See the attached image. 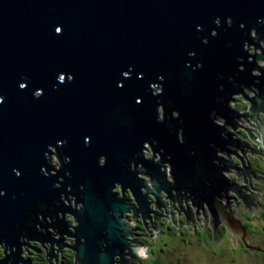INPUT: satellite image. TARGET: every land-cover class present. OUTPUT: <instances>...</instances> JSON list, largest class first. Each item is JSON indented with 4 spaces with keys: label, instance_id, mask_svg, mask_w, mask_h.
<instances>
[{
    "label": "water",
    "instance_id": "water-1",
    "mask_svg": "<svg viewBox=\"0 0 264 264\" xmlns=\"http://www.w3.org/2000/svg\"><path fill=\"white\" fill-rule=\"evenodd\" d=\"M263 35L264 0H0V245L5 246L0 264L9 258L10 264H30L20 258V245L29 244L19 243V236L49 242L50 255L53 242L56 253L70 248L73 264H132L138 261L132 252L145 253L128 245L130 227L123 219L128 209L133 219L141 213L146 232L144 218L152 226L148 214L153 213L156 233V215L175 224L172 210L183 211L186 223H197L202 233L209 223L215 242L217 225L227 218L235 244L239 237L248 247L246 231L233 219L228 202L234 198L227 194L242 198L241 204L234 199L235 209L244 207L253 216L259 215L261 192L252 188L249 172L222 153L246 151L242 147L255 152L225 128L236 129L234 118L241 116L258 121L253 126L259 135L256 151L264 155V46L258 42ZM241 84L253 85L255 93L246 96ZM239 92L249 101L242 114L229 107ZM145 142L158 159L143 158ZM53 149L58 170L48 163ZM131 162L134 169L141 163L145 173L131 171ZM164 163L170 164L173 183L165 179ZM230 169L242 176V186L225 175ZM137 173L149 175L151 185ZM116 183L120 196L113 191ZM126 188L138 208L125 202ZM160 190L171 207L159 200ZM67 194L80 206H72ZM147 194L154 195L155 208L163 207L164 215L148 208ZM220 197L226 198L224 207ZM182 198L197 207L195 214L182 208ZM198 208L203 220H197ZM65 212L74 224L66 222ZM46 216L56 220L47 223ZM36 224L46 234L37 232ZM47 228L57 229L61 238L54 240ZM62 234L73 237V243L64 244Z\"/></svg>",
    "mask_w": 264,
    "mask_h": 264
},
{
    "label": "flooded vegetation",
    "instance_id": "flooded-vegetation-1",
    "mask_svg": "<svg viewBox=\"0 0 264 264\" xmlns=\"http://www.w3.org/2000/svg\"><path fill=\"white\" fill-rule=\"evenodd\" d=\"M251 34V38L256 39V34L253 30ZM264 40V35H263ZM263 40L258 41L264 46ZM245 49H247V45L244 46ZM253 47L252 45L248 46V52H251ZM256 71H252L251 74L256 75ZM257 81L256 79L254 82ZM240 88H242V92L246 96H252L256 89L253 85H249V89L244 87V85H240ZM158 89V88H157ZM159 90V89H158ZM249 104L248 99L244 98L243 95L239 92L238 94H234L231 96V100L229 101V107L231 110H234L240 114L246 112L247 106ZM261 118L264 119V115L260 114ZM158 116L159 119H163V110L159 106L158 107ZM172 116H177L176 111H172ZM217 122H221L224 119L220 117H215ZM235 122L238 124L236 126V129L233 130V128L227 124L225 128L229 131H231L233 134L235 133V136L233 135V139L239 140L240 143L246 142L251 148L255 150V152H251L250 149H246V147H242L241 149L234 148V151L229 152H223L222 156L226 159L228 162L235 163L236 165L240 166V168L246 170L249 172L250 175V182L253 189L258 190L261 192V198L259 195H257V205L261 207L259 215L253 214L251 216L250 212L244 208V207H236V204L233 202L234 199L237 201V204L242 203V198H239L236 194L231 193L230 195L227 194V196H232L234 199H229V205L233 212V219L240 221V226L244 228L246 231L249 246L246 247L244 245V242L241 240V238L237 237V245L234 242L233 237L227 232V228L225 223H227V218H221V221H224L225 223H219L217 225V235L219 237V242H215L213 238V232L212 227L209 223H207L205 231L202 233V231L199 229L197 223L192 224V221H189V224L186 223V217L183 211H180V215H178L177 210H172L173 222L175 224H172V221L169 220L166 216H158L156 215L157 219H159L160 224V232L156 233L153 230L154 227V218L153 213H149L148 217L150 218V221L152 223H149V219L144 218V222L147 226V232L145 225L143 224V220L141 217V213H137V218L133 219V212L132 209H128L129 212H123V219L124 223L127 224L130 227V233L126 236V238L129 240L128 245L129 246H137L141 247L144 250L145 255L143 257L139 256L136 251L132 252V258H135L138 261H133L132 264H195L196 262H202L203 264H217L216 259L217 258H225L227 264H264V155H261L256 150L260 149V145L256 143V139L259 138V135L256 134V128L253 126H256L255 121H250L249 117H246V120L239 116V120L237 118H234ZM252 125H250L248 122ZM148 145V147L146 146ZM146 150L147 152H151L147 156H145L143 153L144 159H152L153 157V151L149 143L145 142L143 146V151ZM51 153L49 155L50 160L48 161L49 164L53 166V168L58 170L60 166L59 159L56 154V150H51ZM57 157L56 163L54 162L55 158ZM153 160L158 159L159 155L157 152H154ZM58 162V163H57ZM166 170V181L173 183V175H171L169 172H171L170 164L164 163L162 165ZM160 167V171L164 170L163 167ZM130 170L131 171H137V172H143L145 173V168L141 166V163H137L135 169H134V162L130 163ZM143 173H137V177L143 181L146 185H151L150 177L149 175H144ZM225 175L230 179H237L239 181L238 186H242L244 179L241 175H236V170L230 169L225 173ZM247 185H249V179L246 177ZM53 187L59 188L60 184L53 183ZM70 186L66 187L67 191H70ZM113 191L117 196L122 195L120 190V185L116 183L114 185ZM172 195L176 194V191L171 189L170 190ZM242 192H244L245 195H249L250 191L245 190L244 188L241 189ZM146 190L143 187H140V193L144 196V193ZM180 194L184 195V191H181ZM222 196L225 197V194L221 192ZM63 193L60 194V200L63 197ZM168 195L163 190L159 191L158 198L159 200L164 201V205L166 207H171L170 200L166 198ZM186 196H190V198H193V195H190L189 192H186ZM73 196L70 194H67L68 199H72ZM123 197L128 200L125 201L126 203H130L134 205L136 208H138V204L135 201V198L133 194L131 193L129 188L124 189ZM220 197L217 201L222 204V207L226 205V198ZM75 198V197H74ZM146 202L149 203L148 208L152 211H156L159 214L164 215L165 210L163 207H160V210L158 208H155V202L156 199L154 195H146ZM185 199H181V206L184 210L190 211L192 214H195V211H197V207L192 205L191 201H187L186 205L184 203ZM74 206L79 207L80 203L76 202V205ZM174 207H176L178 210H180V207L178 206V202H174ZM203 210L206 212L207 216H211L207 205L205 202H202ZM250 208L252 211H255L252 205H250ZM225 211L229 213V209L225 208ZM166 213H170V208L166 209ZM199 215L197 216V220H203L204 217L202 214V210L198 208ZM58 216V212H57ZM38 220L40 223L45 224L44 221H42L41 215L37 214ZM143 217H145V214H143ZM58 218H61L58 216ZM210 219H213V217H210ZM45 220L47 223H51L52 221H55L56 218H51L49 220V217H45ZM67 223H70V218L65 219ZM201 228H204L203 223H199ZM37 232L46 234L45 229H42L39 227L38 224L35 225ZM54 231H57V229H54ZM52 228H47V232L49 234H55L50 235V237H53L54 240H58V238H61L60 236H57V233L54 232ZM24 234V232H22ZM68 236V235H67ZM62 238L64 244H72L73 243V237H65L64 234H62ZM176 240V241H175ZM227 241L229 244H231L230 250L224 249V242ZM25 242L29 244L27 245H20L21 254L20 258L24 260L30 261V264H73L74 261V252L67 247L62 248V244H59V247L62 248L61 252H57L58 247L56 246V242H53L52 244V250L53 253L50 255L49 248L50 243L43 241V244L37 240H30L26 239V237L19 236V243ZM173 242V243H172ZM5 246L4 242H1L0 245V260L5 258L4 254ZM12 252H15V247L12 246L11 248ZM10 253L9 245L6 246V254L8 255ZM123 253H128V249H124ZM116 261H118V257H115ZM123 258L130 259L129 255H124ZM219 258V259H220ZM10 261H12V258H9ZM10 261H7V264H10ZM225 261V260H224ZM18 264H22L21 262H18ZM114 264H120V263H114ZM224 264V262H223Z\"/></svg>",
    "mask_w": 264,
    "mask_h": 264
},
{
    "label": "rangeland",
    "instance_id": "rangeland-1",
    "mask_svg": "<svg viewBox=\"0 0 264 264\" xmlns=\"http://www.w3.org/2000/svg\"><path fill=\"white\" fill-rule=\"evenodd\" d=\"M252 34V31H250V35ZM251 52H252V50H250ZM260 63V62H259ZM257 72V71H256ZM160 90V89H159ZM158 91V90H157ZM223 121H221V122H218V123H222ZM146 146L148 147V145L146 144ZM142 153L145 155V156H147L148 154H150L151 152L149 151V152H147L146 150H144L143 151V149H142ZM54 157V156H53ZM147 157H149V156H147ZM55 158V160H54V162L56 163V160H57V157H54ZM58 163V162H57ZM74 196L72 197V199H71V205L72 206H74ZM65 204H68V202H67V200L65 199V197H64V195H63V197H62V199H61ZM58 216L59 217H62V214H61V212H58ZM66 218H70V220H71V224H74V220H73V218H72V216H71V214H69L68 212H65L64 213V219H66ZM71 226V225H70ZM69 229H72V227H68ZM57 233V232H56ZM65 235V237H68L66 234H64ZM57 236H60V234H58L57 233ZM176 241V240H175ZM173 243V242H172ZM66 245H68V244H66ZM223 248L224 249H228V250H230V248H231V244H229L227 241H225L224 242V246H223ZM220 258V257H219ZM217 258L216 259V262H217V264H223V262H224V264H227L226 263V259L225 258ZM225 260V261H224ZM195 264H203L202 262H196ZM214 264H215V262H214Z\"/></svg>",
    "mask_w": 264,
    "mask_h": 264
},
{
    "label": "snow or ice",
    "instance_id": "snow-or-ice-1",
    "mask_svg": "<svg viewBox=\"0 0 264 264\" xmlns=\"http://www.w3.org/2000/svg\"><path fill=\"white\" fill-rule=\"evenodd\" d=\"M56 31H57V32H59V31H60V29H59V28H57V29H56ZM125 75H127V73H125ZM63 79H64V77H63V76H61V80H63ZM20 87H21V88H23V87H24V85H23V84H21V85H20Z\"/></svg>",
    "mask_w": 264,
    "mask_h": 264
}]
</instances>
